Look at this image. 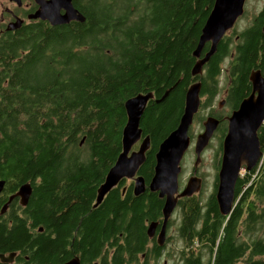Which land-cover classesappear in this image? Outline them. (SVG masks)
Masks as SVG:
<instances>
[{
  "label": "trees",
  "instance_id": "1",
  "mask_svg": "<svg viewBox=\"0 0 264 264\" xmlns=\"http://www.w3.org/2000/svg\"><path fill=\"white\" fill-rule=\"evenodd\" d=\"M163 2L166 4V0ZM201 2L207 5L206 14H209L214 0H174L172 5H166V10L159 6L157 13L164 26L161 25L154 34V50L143 51L137 58L131 57L130 70H120L115 78L103 71L106 61L101 58L92 62L87 51L79 50V47L86 48L77 42L79 36L74 39L75 43H67L65 38L70 36L69 31L62 33L48 27L17 37L0 36V180L6 182L8 190L16 191L22 184H33L38 177L42 179L44 186L37 190L32 204L36 224H56L52 217L56 207L70 202L61 203L55 196L56 182L51 178L61 161L56 148L61 135L90 133L95 157H98L91 166H96L95 171H98L110 164L120 149L121 132L126 121L124 103L138 94L132 87L145 89L154 83V95L161 100L178 82L165 100L159 104L154 102L153 109L148 105L142 123L143 133L152 140L145 167L153 166L158 143L179 125L189 84L199 79L191 76L192 55L198 44H191L194 37L189 42L182 38L184 31L193 29L191 22L205 12V5H200ZM168 25L169 28L165 27ZM173 29L178 32L169 34ZM248 31V35L247 32L240 35L234 59L227 50L228 43L221 40L217 52L203 67V72L207 73L201 91L215 83L225 58L230 59L233 75H240L238 63L241 62L246 81L252 71L264 73V6L253 17ZM248 95L247 84L240 92V99ZM258 138L262 147L263 127L258 131ZM104 156L106 160L102 161ZM212 200L208 205L212 207L203 215V228L198 234L203 238L200 253L182 264H264V169L257 175L254 169L240 176L229 218L221 216L215 193ZM137 203L132 214L142 217L143 207L136 206ZM160 206L154 198V213H159ZM199 209V203L191 204V212L198 214ZM144 216L150 217L148 211ZM186 216L185 221L190 219L192 224L199 218L192 213ZM19 222L22 220L16 224ZM134 222L139 221L130 225ZM25 223L15 228L12 237L0 227V253L24 248L30 256L29 264L58 263V253H55L58 243L55 240L43 242L40 237L33 239L24 228ZM100 223L96 222L95 226ZM87 225L85 222L86 238L97 249L115 229L112 226L108 234L96 231L90 238ZM144 237L145 228L138 231L132 226L129 244L134 245L135 241L137 244Z\"/></svg>",
  "mask_w": 264,
  "mask_h": 264
},
{
  "label": "flooded vegetation",
  "instance_id": "2",
  "mask_svg": "<svg viewBox=\"0 0 264 264\" xmlns=\"http://www.w3.org/2000/svg\"><path fill=\"white\" fill-rule=\"evenodd\" d=\"M57 1L0 0V36L17 37L31 33V31L39 28L48 27L62 33L69 31L70 36L65 38L67 43H75L74 39L79 36L80 38H77V42L82 44V46H86V48L79 47V50L87 51V57L92 62L99 61L101 58L106 61L103 71L115 78L120 73V70L124 72L130 70L128 65L132 63L131 57L137 58L138 54L143 51L148 53L151 49L154 50V43L156 42L154 34L160 30L161 25L164 26L163 22L159 20L157 8L160 6L161 9L166 10V5L169 3L172 5L171 2L174 0H166V4L163 0H64L65 2L70 1L73 8L84 16L85 21L78 22L73 20L67 24L52 25L46 15L39 13L45 7L52 9L55 13L58 11L60 15H64L66 8L64 6L57 8ZM200 5H205V12L196 18L194 23L193 21L191 22L193 29L184 31V37L182 38V40L189 42L194 37L191 42L193 46L198 44L201 31L210 14V12L206 14L207 5L204 2H201ZM182 11L185 14L183 8ZM244 19H246V22L242 24L240 30H237V25ZM252 19V16L248 17L247 9L245 11L244 6V15L225 34L223 42L228 43L227 50L230 51L232 59H234L235 47L239 42L240 35L243 32H247L246 35H248V30L252 27ZM188 24L189 21L186 25ZM165 27L169 28L170 25ZM75 31H78V33H74ZM176 32H178V29H173L170 30L169 34ZM144 40L147 41L146 45H144ZM29 43L33 44L34 42ZM207 44L209 47L210 43ZM207 44L200 59L204 57L209 49H207ZM193 58L195 64L196 58ZM238 65L240 67V75H233L230 71V59L225 58L223 68L216 75L215 83H211V86L206 91L202 90L200 93L201 103L198 113L200 110H205L204 119L200 122V129L197 134L192 133V127L196 122L195 119L198 113L195 115L193 124L190 127L192 131L189 133L190 147L181 162L178 193L185 188L190 179L198 180L200 191L191 198H180L174 212L167 220H165L163 214L166 198H160L159 192H152L150 189L152 179L155 176L156 153L164 139L157 145L153 166L150 168L145 167L147 154L152 147V140L149 135L143 133L142 123L144 122L148 105H151V109H153L154 102L156 103L157 100H160L154 95V83H152L150 88L138 89V86L132 87V89L134 88L133 92L138 93L137 95H151L140 120L141 137L128 154V157H130L132 153L139 150L146 138L149 139L150 145L145 153V161L133 177L119 176L114 186L97 203L98 191L106 182L110 170L114 167L123 151V129L120 149L117 150L110 164L102 166L98 171H95L96 166H91L92 163L98 160V157H95L96 152L93 149L94 142L91 139V134H63L61 135V141L56 145L57 150L61 154V161L54 169V172H52L51 178L56 182L57 190L55 196L61 200V203L66 200L70 202L56 207L52 216L56 224H36L33 220L32 204L34 203V197L37 194V190L44 186L42 179L38 177L33 184L29 182L22 184L31 187V195L25 205L21 203L19 197H15L7 205L9 198L15 195L22 185L16 191H11L7 189L6 182L0 180V182H4L3 189L0 192V227H4L5 232L11 234L12 237L15 228L22 225V222H26L24 228L33 239L36 240L40 237L43 242L55 240L58 243L55 249V253H58V263L56 264H182L185 260L191 259L192 255L198 256L203 245V238L198 236L205 220L203 215L211 209L212 206L208 207V205L213 202L212 196L214 193L216 195L218 188L222 145L228 130V119L242 102L240 92L247 87V84L249 86V95L252 92L250 79L248 77L246 81L241 62ZM206 73L205 71L198 76L191 75L193 78H199L193 83L200 82L201 89ZM262 76L264 77V73ZM193 83H190L189 87ZM129 84L130 81L126 86L127 90H129ZM177 85L178 82L174 86L176 87ZM124 114L126 125L127 114L125 107ZM207 118L216 119L218 126L210 139L209 145L201 153L198 166H195L197 161V156L194 152L195 142L197 136L204 131L203 124ZM214 142L217 143V147L211 156L212 160L209 165L211 171L203 170L206 163L205 156L208 150L212 149ZM188 154H192V156H188ZM104 159L106 160L105 156L101 160L104 161ZM185 159L191 163L187 173H185L184 168ZM139 178L143 180L145 191L140 195H136V181ZM208 181L210 193L207 199H203L201 191L205 188ZM154 198L161 204L159 213H154L153 211ZM136 202H139L136 206L141 205L143 207L142 217L132 214L134 209H136L134 208ZM195 202L199 203L198 214L196 211L191 212V204ZM132 204L133 207L131 206ZM146 209L150 217L144 216L147 212ZM187 213H192L195 217H199L194 224L191 223L190 219L185 221ZM19 219L22 222L17 225L16 223H18ZM133 221L139 222H134L130 225ZM85 222H88L87 228L89 229V234L91 233L90 238L95 235L96 231L100 230L108 234L112 226H115V229L107 239L100 242V247L97 249L86 238ZM96 222L101 223L95 226ZM132 226L138 231L141 228H145L144 239L137 244L135 241L134 245L129 244ZM140 236L138 235L137 237ZM31 251L33 254V250L30 249ZM0 255L12 257L11 262L3 263L0 260V264H29L30 262V256L27 255L24 248H14L7 253H0Z\"/></svg>",
  "mask_w": 264,
  "mask_h": 264
},
{
  "label": "water",
  "instance_id": "3",
  "mask_svg": "<svg viewBox=\"0 0 264 264\" xmlns=\"http://www.w3.org/2000/svg\"><path fill=\"white\" fill-rule=\"evenodd\" d=\"M245 2L246 0H214L213 8L201 31L199 43L193 52V56L200 58L205 45L210 43V46L204 57L193 65L191 69L192 76L202 74L204 65L217 52V48L225 34L244 15ZM57 4V8L60 6L66 8L64 15H60L58 11L55 13L52 9L45 7L39 14L46 15L52 25L67 24L73 20L85 21L84 16L73 8L70 1L58 0ZM249 79L252 92L242 100L238 109L229 117L228 130L222 145L216 199L220 213L227 217L231 215L235 205V187L238 179L243 171L251 172L254 170L261 157L258 131L264 121V77L257 70L250 73ZM200 93V82L190 85L185 95L186 106L180 119V125L161 142L156 153L155 176L152 179L150 189L152 192H159L160 198H166L163 209L165 220L172 215L180 198L190 196L195 192L192 186L185 188L181 194H178L177 190L178 174L180 172L179 163L190 147L189 127L192 125L194 115L201 103ZM165 94L167 95L169 92ZM165 96L161 100L165 99ZM150 98L151 95L139 94L125 102L127 122L122 133L123 151L110 170L106 182L100 187L97 203L114 186L119 176L133 177L138 168L144 163L145 153L150 145L148 138L142 142L137 152L132 153L130 157H128V154L141 137L142 131L139 121ZM203 126L204 131L197 136L195 142L194 152L198 157L195 166H198L201 153L209 145L210 139L217 129L218 121L214 118H207ZM3 186L4 182L2 181L0 182V192ZM30 189L29 185H22L19 191L9 198L7 205L15 197H19L21 203L25 205L30 196ZM144 191L143 180L139 178L136 181L135 194L140 195ZM0 260L3 263H9L12 261V257L0 255Z\"/></svg>",
  "mask_w": 264,
  "mask_h": 264
},
{
  "label": "rangeland",
  "instance_id": "4",
  "mask_svg": "<svg viewBox=\"0 0 264 264\" xmlns=\"http://www.w3.org/2000/svg\"><path fill=\"white\" fill-rule=\"evenodd\" d=\"M264 6V0H246V3H245V11L247 9V13H248V17L252 16L254 17L255 15H257L258 12H260V10L263 8ZM246 22V19H244L242 22L239 23V25H237V30H240L241 27H242V24ZM75 65L77 66V62L75 63ZM205 114V110H200L198 115L196 116V122L195 124L193 125L192 127V131H191V128H190V132L192 133H195L197 134V132L199 131L200 129V122L203 121L204 119V115ZM213 144V143H212ZM217 147V143L214 142L213 146H212V149L211 150H208L205 158H206V163H205V166L203 167V170H209L211 171V168H209V165H210V162L212 160L211 156L214 154L215 152V149ZM188 156H192V154H188ZM189 164L190 161H186L185 159V163H184V168H185V173H187L189 171ZM256 169V168H254ZM210 184H209V181L207 182L205 188L201 191V195H202V198L203 199H207L208 197V194L210 193ZM200 195V196H201ZM205 260V259H204ZM169 264V263H167Z\"/></svg>",
  "mask_w": 264,
  "mask_h": 264
},
{
  "label": "bare ground",
  "instance_id": "5",
  "mask_svg": "<svg viewBox=\"0 0 264 264\" xmlns=\"http://www.w3.org/2000/svg\"><path fill=\"white\" fill-rule=\"evenodd\" d=\"M198 43H199V41H198ZM202 52H203V50H202ZM202 52H201V54H202ZM194 57V56H193ZM201 57V56H200ZM197 59V61L200 59V58H196ZM203 73V72H202ZM175 88V87H174ZM174 88H172L171 90H169V91H167V92H171ZM166 95V94H165ZM165 95H163V96H165ZM168 95L169 94H167L165 97L167 98L168 97ZM165 98V99H166ZM165 99H163V100H165ZM163 100H159V101H157V103H160V102H162ZM185 106H186V98H185V105H184V108H185ZM200 107V106H199ZM198 110H199V108H198ZM198 110H197V113H198ZM184 112V111H183ZM196 113V114H197ZM195 114V115H196ZM183 115V114H182ZM195 115H194V117H195ZM193 120H194V118H193ZM193 124V123H192ZM179 125H180V122H179ZM178 125V126H179ZM139 126H140V121H139ZM192 126V125H191ZM190 126V127H191ZM190 127H189V130H190ZM204 127V126H203ZM262 127L264 128V126H263V123H262ZM176 130V129H175ZM142 131V130H141ZM214 134V133H213ZM188 135H189V133H188ZM190 138V137H189ZM183 158H184V156L182 157V159L180 160V163H179V168H180V172H179V174H178V178H179V175H180V173H181V162H182V160H183ZM197 160H198V157H197ZM218 179H219V175H218ZM188 186H192L193 188H194V190H195V192H193V194H191L190 196H184L182 199H184V198H191L192 196H194L196 193H198L199 191H200V185L198 184V180L197 179H190L189 180V182L187 183V185L185 186V188H187ZM184 188V189H185ZM183 189V190H184ZM183 190L180 192V193H178L179 192V185H178V190H177V193L178 194H181L182 192H183ZM30 195H31V189H30ZM30 197V196H29ZM215 200H216V203H217V199H216V195H215ZM217 206H218V203H217ZM218 210H219V207H218ZM219 212H220V210H219ZM233 212V211H232ZM221 214V213H220ZM232 214V213H231ZM221 216H223L222 214H221ZM223 217H226V218H229L230 216H223Z\"/></svg>",
  "mask_w": 264,
  "mask_h": 264
},
{
  "label": "built area",
  "instance_id": "6",
  "mask_svg": "<svg viewBox=\"0 0 264 264\" xmlns=\"http://www.w3.org/2000/svg\"><path fill=\"white\" fill-rule=\"evenodd\" d=\"M263 126H264V121H263ZM255 168H256V175L259 173L260 170L264 169V145L261 147V157H260L259 162ZM244 173H245V171H243L242 175Z\"/></svg>",
  "mask_w": 264,
  "mask_h": 264
}]
</instances>
